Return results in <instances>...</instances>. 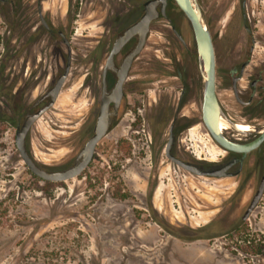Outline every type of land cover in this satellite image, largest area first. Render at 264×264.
<instances>
[{"label": "rangeland", "instance_id": "obj_1", "mask_svg": "<svg viewBox=\"0 0 264 264\" xmlns=\"http://www.w3.org/2000/svg\"><path fill=\"white\" fill-rule=\"evenodd\" d=\"M145 1L0 0V264H264V249L260 253L244 250L252 245L249 237L252 243L264 239L258 212L242 222L251 187L243 190L239 178L193 175L160 156L168 137L161 121L166 107L171 114L189 113L179 105L184 84L174 71L183 70L191 94L197 76L201 82L192 25L174 1L168 8L172 23L164 17L152 23L146 45L134 62L128 79V111L103 141L109 151L97 155L85 173L58 183L32 174L19 155L14 117L46 86L42 82L24 88L19 65L10 70L13 64L8 62L4 68V34L15 38L26 26L39 23L36 5L41 3L55 27L71 38V74L56 103L36 121L28 136V149L36 162L59 169L75 156L86 135L82 123L117 32L140 17ZM197 1L216 44L220 104L226 108L228 99L230 111L243 123L224 80L225 66L232 59L221 48L226 14L218 21L215 14L220 8L213 9L209 0ZM172 25L180 30L188 47ZM262 60L257 54L254 63ZM29 73L30 69L23 78ZM138 83L149 89L147 94L142 91L144 96L132 95L139 91ZM262 109L264 113V105ZM130 110L141 123L145 116L149 147L143 151L141 145L140 151L131 154L132 165L113 175L114 162L119 159L113 145L116 138L131 132L127 126ZM197 130L190 135L208 138L205 131ZM114 188L127 196L121 197ZM242 226L247 228L243 232L239 230Z\"/></svg>", "mask_w": 264, "mask_h": 264}, {"label": "flooded vegetation", "instance_id": "obj_2", "mask_svg": "<svg viewBox=\"0 0 264 264\" xmlns=\"http://www.w3.org/2000/svg\"><path fill=\"white\" fill-rule=\"evenodd\" d=\"M213 1L217 2V4H213ZM170 2L171 0H168V17L166 19L172 23V20L169 18L168 14ZM209 4L211 7H213V9H221L218 14H215V17L218 19V21L222 19V15L224 13L226 14V24H224V30L222 32L221 48L226 54V57L232 59L225 66L226 78L224 80H226V88L230 87L233 92V98L231 100L239 108L238 113L243 123L237 122V119L235 118L236 114L230 111L232 107H230V104L227 102L228 99H226V108H224L222 105L221 106L225 112L226 118L231 122L235 123L236 125L241 123L250 126V129L247 130L248 133H242L236 130L233 126L228 125L229 128H225L223 130V134L227 139L235 143L242 145L250 144L260 137L262 133L261 129L264 127V113L262 109V106L264 105V60L259 63H254L257 54L261 57H264V0H209ZM36 10L39 23L37 22L32 27L26 26L15 38H13L10 34L5 33L2 42V58L5 64L4 68L6 69L8 67V62L13 64L12 66H9L10 70L12 67L15 66L17 68L16 65H19L18 72L22 73V77L19 81L20 84L24 86V88H31L35 85L41 84L42 82H45L46 86L45 90L35 97V99L25 108L24 112L18 113L14 117L17 130L22 125L24 121V115L28 108H31L30 111L35 113L49 103L50 97L46 95L55 85L58 78L65 72L70 61V70L61 88L62 91L71 74L74 58V48L72 46L71 38L68 36V34L63 29L55 27V22L50 18L49 13L43 12L41 3L36 5ZM174 28L178 33L175 32ZM172 30L174 31L175 35L177 34V37L178 34L181 36V38L178 37V39L181 41V43L188 47L186 39L180 33V30L174 25H172ZM120 31H118L117 34ZM9 36H11V40L8 39ZM115 38L109 53L111 52ZM66 40H68V43ZM135 42V38L131 39L120 51V53L116 55V66H121V62L126 52L135 44ZM213 44L216 55V44L214 40ZM258 45H262L263 49L257 50ZM69 49H71V54ZM139 55L134 59L129 71V75L124 82L123 96L118 109V115L114 119L109 132L98 142L91 161L81 174L85 173L93 165L97 155H100L101 152L109 151L108 146H106L103 141L109 137L113 129L119 124L123 113L128 111L126 101L129 100L131 94L128 88V79L131 76L134 62L139 57ZM119 57L121 58L119 59ZM107 58L104 61L101 71L100 84L97 86L95 98L93 99L92 106L89 109V114L87 117H85L82 123V126L85 127L86 135L77 145L78 148L75 156L71 157L69 161L60 166L59 169H49L42 165L46 169L62 170L70 167L74 163L77 154L94 134L97 116L100 112L102 104L103 72L106 66ZM56 65L58 67L57 70H55ZM29 69L30 73L28 77L23 78V76L27 75ZM196 69L200 73L201 82L197 76V80L195 81L197 87L193 94H191L190 90L188 89L187 78L184 76L183 70L180 69L179 71H174L176 77L182 80L184 84L179 95V105L183 106L182 110L187 109L189 113L175 112L174 114H171V109L166 107L164 114L161 117V121L162 130L165 131V135L168 134V137L164 148L161 150L163 152L160 154V156L163 157V155H165V157L170 162L179 166L184 171L196 176L217 179L231 177L239 178V183L243 190L245 187H251L249 201L241 216L242 222L245 223L250 219L254 212H258V214H260L259 221L262 224L261 229L262 232H264V192L253 211L249 214V217L247 219L243 218L254 195L258 191L262 180L264 179V140L257 147L249 150L248 152L229 151L218 145L204 123L202 109L204 90L200 64L196 67ZM217 78L218 76L216 68V81ZM106 81L107 90L112 91L117 82V77L112 70H108L106 74ZM244 81H246L245 85L242 84ZM200 83L202 87L201 89ZM139 85L140 83L137 85L138 88L136 87L139 89V91L137 93H132V95L140 93L141 96H144L145 94H142V91L146 92V94L149 92V89H145L143 86L140 87ZM216 90L218 95V86ZM111 104H113V102ZM53 105L48 110H50ZM193 106H195V109L190 110L189 107L192 108ZM48 110H46L38 119H40ZM130 111L131 113L129 114L132 115V118H128L127 126L131 129V132L126 137L121 136L116 138L115 144L113 145L116 152H119V159L114 162V166L112 168V172L114 173L113 175L121 174L122 168L127 169L132 165V163L129 162L132 159L131 154L134 151H140L141 145L143 151L145 147H149L147 137L148 135L146 132L147 126L144 118L145 116H143V123H141L135 118L132 110ZM198 127L208 134L207 139H200L201 134H196V137L190 135L195 134L194 130L198 131ZM166 130H168L167 133ZM170 140L172 142V146L169 149V153L170 155L178 158L182 162L183 166L175 163L169 158L168 144ZM187 140L191 142L194 141L195 144L191 143V145H189ZM195 145L196 147L194 148ZM190 147L193 149H190ZM215 147L220 149V151H223V153L217 152L214 149ZM209 155H211V157ZM220 155L222 157H220ZM124 161L125 163H123ZM162 163L163 161L160 160V165ZM158 168H160V166H158ZM49 182L58 183L65 181ZM113 191H115V193L119 192L121 197L127 196L121 193L122 190L120 188H114ZM147 207L151 210L149 205H147ZM245 229L247 228L242 226L239 230L243 232ZM247 241L248 243L255 245V251L257 252L254 253H260L263 251V238L259 237V242L261 243H258L256 239H254L255 242L252 243V237H249Z\"/></svg>", "mask_w": 264, "mask_h": 264}, {"label": "water", "instance_id": "obj_3", "mask_svg": "<svg viewBox=\"0 0 264 264\" xmlns=\"http://www.w3.org/2000/svg\"><path fill=\"white\" fill-rule=\"evenodd\" d=\"M174 1L189 19L194 32L197 55L203 79L204 99L202 109L204 123L212 137L223 149L234 152H248L257 147L264 140V127L261 129L262 133L260 137L254 142L246 145L235 143L224 136L223 131L220 128L221 119H223L224 122H227V125L233 126L234 128L237 125L226 118L225 112L218 99L216 90V55L211 32L205 24L203 12L197 0ZM167 5L168 0H146L143 4V10L140 17L117 34L103 72V98L101 109L97 116L94 134L77 154L74 163L70 167L62 170H48L36 162L27 146V137L33 124L55 103L69 73L70 61L65 72L58 78L55 85L47 93L46 96L50 97L49 103L35 113L30 111L31 108H28L24 115V121L16 132L15 142L20 157L32 174L45 181H66L77 177L86 168L94 155L98 142L109 132L114 119L118 115V109L123 96L124 82L129 75L134 59L140 54L146 45L152 23L160 17H168ZM174 30L178 33L175 28ZM178 37L181 38L179 34ZM133 38L136 39L135 44L126 52L121 62V66H116V55H118L124 46ZM66 42L68 43V40H66ZM69 52L71 54V49H69ZM108 70H112L117 77L116 85L112 91L107 90L106 74ZM112 102L113 104H111ZM235 129L238 130L237 128ZM238 131L248 133L247 131ZM171 146L172 142L170 140L168 144L169 158L175 163L183 166L178 158L170 155L169 149ZM263 192L264 179L254 195L243 217L244 219L249 217V214L257 205Z\"/></svg>", "mask_w": 264, "mask_h": 264}, {"label": "bare ground", "instance_id": "obj_4", "mask_svg": "<svg viewBox=\"0 0 264 264\" xmlns=\"http://www.w3.org/2000/svg\"><path fill=\"white\" fill-rule=\"evenodd\" d=\"M220 128L222 129V131L225 128H229L228 125H227V123L224 122L222 119L220 120ZM235 128H237L238 130H241V131H247V130L250 129V126L239 123V124H237V126Z\"/></svg>", "mask_w": 264, "mask_h": 264}, {"label": "trees", "instance_id": "obj_5", "mask_svg": "<svg viewBox=\"0 0 264 264\" xmlns=\"http://www.w3.org/2000/svg\"><path fill=\"white\" fill-rule=\"evenodd\" d=\"M172 1H174V0H171V2H172ZM174 2H175V1H174ZM250 244H251V243H250ZM254 246H255V245L252 244V245L248 246V247L251 248V249L247 250L248 247H246L244 250L247 251V252L250 251V252H253V253H254V252H257V251H255V247H254Z\"/></svg>", "mask_w": 264, "mask_h": 264}]
</instances>
